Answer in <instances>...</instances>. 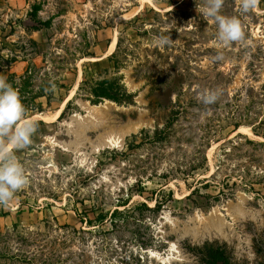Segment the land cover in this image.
Returning a JSON list of instances; mask_svg holds the SVG:
<instances>
[{
	"label": "rangeland",
	"instance_id": "rangeland-1",
	"mask_svg": "<svg viewBox=\"0 0 264 264\" xmlns=\"http://www.w3.org/2000/svg\"><path fill=\"white\" fill-rule=\"evenodd\" d=\"M198 4L0 13V76L38 125L16 152L28 183L0 205V264H264V0H224L245 33L229 46Z\"/></svg>",
	"mask_w": 264,
	"mask_h": 264
},
{
	"label": "clouds",
	"instance_id": "clouds-1",
	"mask_svg": "<svg viewBox=\"0 0 264 264\" xmlns=\"http://www.w3.org/2000/svg\"><path fill=\"white\" fill-rule=\"evenodd\" d=\"M224 0H205L204 6L198 4V11L205 19L217 26V38L224 45L245 39L241 20L235 16L222 14ZM259 0H239L242 13H248L257 8ZM171 37L160 35L154 40L158 47L171 44ZM219 58V57H218ZM205 104L215 103L218 99L216 91L205 90L201 95ZM26 106L19 91L0 76V205L7 206L16 192L28 183L23 164L18 160L16 152L31 145L37 131L35 121L26 118Z\"/></svg>",
	"mask_w": 264,
	"mask_h": 264
},
{
	"label": "crops",
	"instance_id": "crops-1",
	"mask_svg": "<svg viewBox=\"0 0 264 264\" xmlns=\"http://www.w3.org/2000/svg\"><path fill=\"white\" fill-rule=\"evenodd\" d=\"M26 4V0H0V13L10 12L13 9L21 8Z\"/></svg>",
	"mask_w": 264,
	"mask_h": 264
},
{
	"label": "bare ground",
	"instance_id": "bare-ground-1",
	"mask_svg": "<svg viewBox=\"0 0 264 264\" xmlns=\"http://www.w3.org/2000/svg\"><path fill=\"white\" fill-rule=\"evenodd\" d=\"M115 43L112 45V49L111 50H114V48H115ZM112 52V51H111ZM110 52V53H111ZM64 107H65V104H63V107H62V109H61V111H60V113H59V115L61 114V112H62V110L64 109ZM57 116V115H56ZM116 141V140H115ZM154 256V255H153Z\"/></svg>",
	"mask_w": 264,
	"mask_h": 264
}]
</instances>
